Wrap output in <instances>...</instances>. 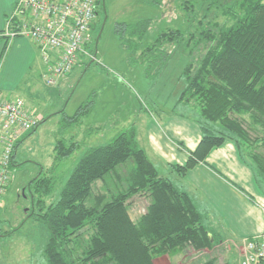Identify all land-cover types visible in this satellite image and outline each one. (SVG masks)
I'll use <instances>...</instances> for the list:
<instances>
[{
  "label": "trees",
  "instance_id": "trees-1",
  "mask_svg": "<svg viewBox=\"0 0 264 264\" xmlns=\"http://www.w3.org/2000/svg\"><path fill=\"white\" fill-rule=\"evenodd\" d=\"M182 6L186 10L185 20L191 24L196 19V4L185 1ZM219 9L227 18L223 24L217 20L206 23L199 20V38L191 34L189 40L184 30L169 28L141 56L147 57L158 50L168 55L171 46H189L193 40L196 44L204 43L201 57L195 58V49L189 51L192 59L183 71L186 84L177 101L199 110L202 137L196 149L189 152L186 164L172 167L184 176L198 163L205 162L213 148L230 140L241 159L256 170L257 183L263 187L264 0L208 3L207 10ZM152 22L153 19L135 25L117 23L115 31L122 40L142 41ZM124 30L131 37H126ZM3 33L0 35L5 36ZM90 58L85 65L93 61ZM93 103L94 100H87L72 115L64 107L57 112L61 117L53 164L48 172L81 149L86 139L101 129V126L86 128L88 137L82 140L68 141L65 137L68 129L82 124ZM48 119L43 118L22 136L15 150L25 136ZM57 181L54 175L44 171L28 185L32 202L28 216L39 219L49 229L44 250L48 264H156L165 255L175 256L189 247L211 249L219 242L204 223L190 194L160 175L146 151L138 147L133 127L120 131L107 143L88 147L58 199L48 202ZM137 195H145L150 202L146 211L133 219L130 206ZM201 264H218V261L211 257Z\"/></svg>",
  "mask_w": 264,
  "mask_h": 264
},
{
  "label": "rangeland",
  "instance_id": "rangeland-1",
  "mask_svg": "<svg viewBox=\"0 0 264 264\" xmlns=\"http://www.w3.org/2000/svg\"><path fill=\"white\" fill-rule=\"evenodd\" d=\"M185 1L196 4V19L191 24L185 20L186 10L182 6ZM210 1L103 0L98 9L96 25L92 29V42L89 45L92 52L90 59L93 61L86 65L77 63V67L75 66L76 68L74 67L68 74L70 75L68 82L61 86L62 90L66 87L63 93L52 97L44 106L47 115L63 107L72 115L84 102L94 100L93 109L83 118L82 124L68 129L65 137L68 141L71 138L82 140L88 137L86 128L99 125L101 129L99 132H93L81 149L65 159L52 172L46 170L47 174L51 173L58 180L52 195L47 199L48 202L58 199L67 178L88 147L107 143L117 133L130 127L135 126L138 130L139 118L144 119L141 116H150L149 112H152L154 114L150 118L157 117L158 102L161 105L165 104L168 109L193 111L199 116L198 109L183 103L178 105L176 101L186 84L183 71L192 59L189 58V51L193 48L195 58L201 57L204 53V43L196 44V40H193L189 46L185 44L171 46L172 51L168 55L158 50L154 54L142 57L141 52L162 31L169 28L184 30L186 40H189L191 34L196 35V39L199 38L201 31V25L197 22L199 20L204 23L217 20L223 24L227 18L222 14V10H207ZM149 19H153V22L142 41L122 40L115 31L117 23L135 25ZM124 35L131 37L129 31L124 30ZM48 88L52 89L51 86ZM95 91L96 95L93 96ZM144 104L148 107L146 108ZM40 119L43 120V117L40 116ZM58 122L59 118L48 120L38 131V135L27 140L21 152L19 151L20 165L17 169L25 163L27 165L15 171L14 180L10 182L11 186L8 187L3 200L0 215V264H48L44 250L49 229L39 219L28 216L32 205L28 185L39 173L38 166L29 161H36L35 157L38 155L42 159L40 162L46 167L51 164L50 146L47 147V142L50 143L51 139L56 140ZM39 140H43L40 146L37 143ZM137 145L140 147L138 143ZM160 171L162 176L175 179L173 172L167 173L161 169ZM149 202L145 195L135 196L130 206L131 217L138 219L146 211ZM242 242L243 240L236 241L233 245H225V248L215 250L213 249L215 246L203 250L189 247L175 256L165 255L158 258L156 264H201L211 257H216L218 264H223L225 258H231L233 261L231 263L237 264L238 256L228 253L233 250L231 246L241 248Z\"/></svg>",
  "mask_w": 264,
  "mask_h": 264
},
{
  "label": "crops",
  "instance_id": "crops-1",
  "mask_svg": "<svg viewBox=\"0 0 264 264\" xmlns=\"http://www.w3.org/2000/svg\"><path fill=\"white\" fill-rule=\"evenodd\" d=\"M17 1L0 0V34L6 31L8 15ZM0 59V97L6 99L21 97L25 100L30 112L43 118L49 116L48 120L52 118L60 120L61 114L57 113L60 110L47 115L44 112V106L52 97L63 93L66 87L62 90L61 86H65L70 75L61 78L56 86L50 85L52 89H49V84L45 82L48 74L47 64L40 54L38 45L27 36L8 38L0 35ZM85 61L86 57L81 56L79 64H84ZM157 106L160 111L157 110L156 118H150L154 113L149 112L150 116H141L144 119L139 118L138 130L135 126L133 127L136 131L137 143L146 151L160 175V169L167 173L173 172L175 179L171 180L180 189L190 194L203 215L204 223L219 239L214 250L243 240L241 248L231 246L233 250L228 253L237 255L239 259L237 264H241L245 251L244 240L257 235L264 236V186L258 185L256 170L241 159L236 145L227 140L221 146L213 148L205 162L198 163L184 176L178 174L172 166L185 165L189 152L195 150L201 140L199 116L193 111L192 113L168 109L160 102ZM47 121L25 136L15 150L11 183L14 180L15 171L27 165L25 163L17 169L20 165L19 151L21 152L27 140L38 135V131ZM37 143L40 146L43 140ZM54 144L55 140L52 139L50 143L47 142L52 158L50 165L46 167L43 162H40L42 159L38 155L35 157L36 161H29L38 166L39 173L52 166ZM1 211L2 206L0 215ZM231 261V258H225L223 264H234Z\"/></svg>",
  "mask_w": 264,
  "mask_h": 264
},
{
  "label": "built area",
  "instance_id": "built-area-1",
  "mask_svg": "<svg viewBox=\"0 0 264 264\" xmlns=\"http://www.w3.org/2000/svg\"><path fill=\"white\" fill-rule=\"evenodd\" d=\"M100 0H18L8 15L9 38L27 36L39 47L47 64V84L53 86L73 71L81 56L92 52V26ZM21 97H0V208L12 180V157L22 136L40 122ZM241 264H264V236L246 240Z\"/></svg>",
  "mask_w": 264,
  "mask_h": 264
}]
</instances>
